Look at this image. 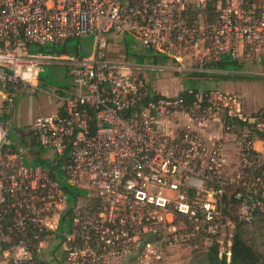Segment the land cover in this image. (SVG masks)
<instances>
[{
    "label": "built area",
    "instance_id": "2783aa9c",
    "mask_svg": "<svg viewBox=\"0 0 264 264\" xmlns=\"http://www.w3.org/2000/svg\"><path fill=\"white\" fill-rule=\"evenodd\" d=\"M208 1L1 0L0 264H39L48 235L64 264H167L179 245L224 247L225 194L240 223L264 217V112L247 114L239 96L217 90L156 95L106 56L131 36L179 74L261 63L264 0H214L205 22ZM88 36L87 57L55 51ZM49 64L67 69L72 89L11 142L17 96L36 95ZM36 149L51 170L32 164ZM63 185L81 193L73 204Z\"/></svg>",
    "mask_w": 264,
    "mask_h": 264
},
{
    "label": "crops",
    "instance_id": "0c3cea01",
    "mask_svg": "<svg viewBox=\"0 0 264 264\" xmlns=\"http://www.w3.org/2000/svg\"><path fill=\"white\" fill-rule=\"evenodd\" d=\"M118 45L123 46L121 53L115 50ZM111 48L117 53L114 59L107 56V51ZM107 51L106 56L110 61L126 64L132 77L148 82L156 95L173 97L187 89L217 90L239 96L247 114L264 112V82L256 81V78L264 76L261 69L264 68L263 64L239 63L233 68L215 66L210 73L179 74L170 59L145 50L131 36L113 39ZM42 157L45 155L42 154ZM3 257V251L0 250V260ZM37 259L44 264L64 263V253L56 238L48 235L42 239L41 247L37 249Z\"/></svg>",
    "mask_w": 264,
    "mask_h": 264
},
{
    "label": "rangeland",
    "instance_id": "374dc122",
    "mask_svg": "<svg viewBox=\"0 0 264 264\" xmlns=\"http://www.w3.org/2000/svg\"><path fill=\"white\" fill-rule=\"evenodd\" d=\"M1 4V0H0ZM130 41V38L128 39ZM62 46H57L55 51L58 54H73L79 53L80 56L87 57L92 50V37L82 38L80 40L74 39L69 41L60 52ZM119 53L123 51V46L118 45L115 49ZM114 48L107 51V56L114 59L116 56ZM150 53V52H148ZM161 57V55L159 54ZM264 65V56L259 65ZM240 69V68H238ZM263 70L264 75V68ZM182 74L181 76H183ZM184 77V76H183ZM258 82H264V76L256 78ZM73 82L71 77L67 75V69L62 65H45L43 66L38 82L39 92L34 96H28L22 93L18 94L16 103V121L13 125L12 131L9 134V140L15 142L14 134H24L28 130V124L31 119L40 116L51 114L55 111L57 101L53 96L64 95V91L72 89ZM48 154H46L47 156ZM49 156V155H48ZM47 156V157H48ZM56 180L61 181L63 174L58 168L52 172ZM81 194V193H80ZM233 229L226 227L225 232L220 237V241L224 243V247H220V253H225L229 247H226L227 242L230 241V235ZM245 239L247 243L256 249L264 256V219L260 222H255L252 226H247ZM211 244V240L200 242L191 245H179L174 248L166 250L167 264H203L207 247ZM126 264L130 259H125ZM228 260V259H227ZM203 261V262H202ZM60 264H64L61 262ZM117 264H125L124 261H118Z\"/></svg>",
    "mask_w": 264,
    "mask_h": 264
},
{
    "label": "trees",
    "instance_id": "16d2710c",
    "mask_svg": "<svg viewBox=\"0 0 264 264\" xmlns=\"http://www.w3.org/2000/svg\"><path fill=\"white\" fill-rule=\"evenodd\" d=\"M213 3L214 0H209L205 6L203 11L205 22H210L215 18ZM63 47L64 46L61 47L60 52L62 51ZM41 50L43 52H47L45 48H42ZM235 64L239 63L224 59L216 67L233 68ZM181 95L183 96L184 94ZM41 153L42 152L39 150L33 151L34 158L32 164L41 165L42 167L50 168L51 170L50 163L47 160L41 159ZM51 175L53 176L52 172ZM63 188L68 194V202L73 204L75 202V198L80 194V192L75 189L68 188L65 185H63ZM222 200L224 204L222 207V215L226 220H229L233 226V230L230 235V247L228 248L229 258L227 260L225 253H220V247L214 240H212L210 246L207 247L204 262L202 261L203 264H264V256L252 246H250L245 239L247 226H252L257 221L260 222L262 219H264V217L258 216L251 225L240 223L237 221L235 216L237 202L233 199V196L225 194ZM95 207L96 202L92 200L91 209L89 211L93 212ZM35 257H37V254H35ZM39 264L44 263L39 262Z\"/></svg>",
    "mask_w": 264,
    "mask_h": 264
}]
</instances>
